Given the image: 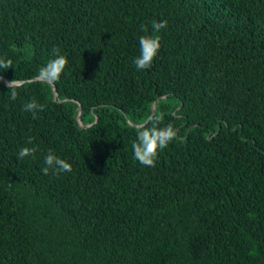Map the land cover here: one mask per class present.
<instances>
[{
  "label": "trees",
  "instance_id": "1",
  "mask_svg": "<svg viewBox=\"0 0 264 264\" xmlns=\"http://www.w3.org/2000/svg\"><path fill=\"white\" fill-rule=\"evenodd\" d=\"M0 58V264H264V0H0ZM153 116L177 138L147 167Z\"/></svg>",
  "mask_w": 264,
  "mask_h": 264
},
{
  "label": "clouds",
  "instance_id": "2",
  "mask_svg": "<svg viewBox=\"0 0 264 264\" xmlns=\"http://www.w3.org/2000/svg\"><path fill=\"white\" fill-rule=\"evenodd\" d=\"M167 27V21H152V29L154 32H159L161 29ZM142 31L148 32L147 25H141ZM160 37L158 35H142L139 37V55L133 60L137 70H148L152 67V63L160 49ZM54 59H51L45 66L39 69L36 79L42 82H56L60 79L61 74L64 72L68 60L66 56L60 54L58 47H53L51 50ZM12 68L11 59L0 58V69ZM16 82L13 80L8 85L9 88H14ZM18 93L13 90L10 95L11 100H16ZM44 105L38 104L32 100L24 105V111L32 113L34 116L37 111H43ZM162 121V116L149 117L146 124H140L136 127V141L132 144V149L135 159L143 166L155 167L158 159V152L168 147L169 143L177 138V130L171 124L165 127H159ZM28 143H32L30 137ZM37 149L35 147H23L18 153V157L23 159L26 156H33ZM45 167L42 168V173L47 175L51 170L54 175L61 172H71L72 165L66 160L55 155L50 149L44 159Z\"/></svg>",
  "mask_w": 264,
  "mask_h": 264
},
{
  "label": "water",
  "instance_id": "3",
  "mask_svg": "<svg viewBox=\"0 0 264 264\" xmlns=\"http://www.w3.org/2000/svg\"><path fill=\"white\" fill-rule=\"evenodd\" d=\"M2 81L5 83V84H7V85H9L10 84V82H8L6 79H2ZM54 89V88H53ZM153 109H154V107H153ZM81 112H82V109H81V106H80V104H79V112H78V115H77V118H76V121H77V123L80 125V117H81ZM84 127H88V126H84Z\"/></svg>",
  "mask_w": 264,
  "mask_h": 264
}]
</instances>
